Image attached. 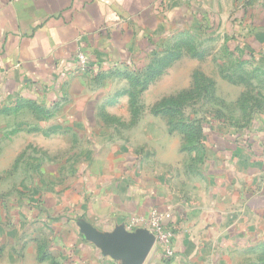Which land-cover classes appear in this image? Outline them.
<instances>
[{"label":"crops","instance_id":"1","mask_svg":"<svg viewBox=\"0 0 264 264\" xmlns=\"http://www.w3.org/2000/svg\"><path fill=\"white\" fill-rule=\"evenodd\" d=\"M212 15L244 58L264 64V0H0V109L66 110V116L40 119L55 130L134 126L122 133L120 144L115 136L100 138L111 143L88 164L93 183L78 216L111 232L156 207L173 232L174 255L165 258L154 246L143 264H240L234 254H248L264 242V113L253 116L244 132L209 134L202 186L181 191L170 181L184 155L182 136L168 133L159 117L132 114L123 93L130 89L126 75L142 71L170 34L202 26V19L212 22ZM79 49L87 57L85 68L75 58ZM169 69L141 92L144 108L190 87L189 81L176 88L160 85ZM215 80L217 94L220 85L242 90L222 77ZM150 91L161 95L147 102ZM147 162L155 166L150 179ZM159 166L173 170L160 176ZM74 252L79 264H124L91 242Z\"/></svg>","mask_w":264,"mask_h":264},{"label":"rangeland","instance_id":"2","mask_svg":"<svg viewBox=\"0 0 264 264\" xmlns=\"http://www.w3.org/2000/svg\"><path fill=\"white\" fill-rule=\"evenodd\" d=\"M210 19L209 24L202 19V26L194 22L196 24L189 29L174 31L165 44L154 49L158 58H163L166 51L178 53L165 67L170 68L169 74L159 84H172L176 88L189 81L191 87L194 72H201L202 88L192 93V100L183 110V118L190 124L199 122L211 128L209 134H228L231 130L244 132L250 129L253 116L264 113V64L244 58L238 47L232 46L230 36L218 30L213 15ZM220 76L227 81V86L239 85L242 90L237 93L220 85L217 94L215 79ZM114 95L117 97L116 93ZM146 95L144 100L148 102L161 93ZM137 96V113L144 119L147 115L159 117L166 123L168 133H181L179 129L170 130L166 116L148 114L150 110L144 106L139 108L142 94ZM70 112L76 113L75 110ZM56 113L57 116L68 115L63 109L39 111L34 106L0 109V264L76 263L78 257L74 249L90 241L81 236L76 221L67 219L66 215L78 216L80 203L86 199V187L93 183L88 164L98 153L108 151L107 143L111 140L100 138L104 134L115 136L116 143L120 144L124 139L122 133L128 134L134 128L109 124L68 125L57 131L52 124H40V119H50ZM87 113L90 114L91 109ZM141 127L145 133L148 126ZM187 135L191 138L181 145L184 155L170 181L181 191L202 186V164L207 149L206 140L197 142L191 129ZM154 167L146 163V178L150 179ZM158 170L163 176L166 170L171 172L173 168L159 166ZM36 200H40L39 207ZM124 227L127 231L140 228ZM79 233L80 238H77ZM263 244L258 243L248 254H234V258L240 264L264 261V256L261 260L258 258Z\"/></svg>","mask_w":264,"mask_h":264},{"label":"trees","instance_id":"3","mask_svg":"<svg viewBox=\"0 0 264 264\" xmlns=\"http://www.w3.org/2000/svg\"><path fill=\"white\" fill-rule=\"evenodd\" d=\"M165 56L163 58H158L156 55L154 58L150 61V63L142 70L134 73H129L126 75V78L129 81L130 89L132 90H126L123 93H127L130 97V106L132 107V111L134 115H137V110L139 103L138 94H140L142 91H144L148 85L156 79L160 74H162L165 71V67L172 61V59H176L178 56V53L173 52H165ZM156 54V53H155ZM202 56H200L201 58ZM202 73L199 71H195L193 74L194 82L191 87H189L186 90L180 91L174 95L165 96L161 98L158 102H156L150 109V111L155 114H161L164 117L166 116L167 124L171 129H179L180 134L182 135V143L186 140H190L191 137L187 135V132H192L193 139H195L197 142H204V140L207 139V136L209 135V131H211V128H205L204 125H201L199 122H194V124H190L187 122L185 118H183V110L186 107L187 103L192 100L191 95L194 92H198L202 86H200L199 80L202 81ZM122 94V93H121ZM142 105H139V108H141ZM35 109H38L39 111H42L38 107H35ZM171 132V131H170ZM183 146V144H182ZM184 149V148H183ZM40 200H36V203L39 207ZM42 209H40L41 211ZM43 212V211H41ZM67 219H72L75 221H80L83 218L82 216H75V215H66ZM83 236V235H82ZM262 256H264V244L260 248V254H259V260H261ZM254 264H264V261L254 263Z\"/></svg>","mask_w":264,"mask_h":264},{"label":"water","instance_id":"4","mask_svg":"<svg viewBox=\"0 0 264 264\" xmlns=\"http://www.w3.org/2000/svg\"><path fill=\"white\" fill-rule=\"evenodd\" d=\"M77 225L83 236L102 254L124 264H143L154 245V235L147 228L127 231L124 225H119L111 232H102L84 219Z\"/></svg>","mask_w":264,"mask_h":264},{"label":"built area","instance_id":"5","mask_svg":"<svg viewBox=\"0 0 264 264\" xmlns=\"http://www.w3.org/2000/svg\"><path fill=\"white\" fill-rule=\"evenodd\" d=\"M76 61L81 68L87 66L86 54L79 49L75 54ZM126 228L133 230L136 227L147 228L154 235V245L157 246L165 258H171L174 255L172 240L173 232L164 225L163 216L156 207L152 208L148 216L133 215L126 224Z\"/></svg>","mask_w":264,"mask_h":264}]
</instances>
